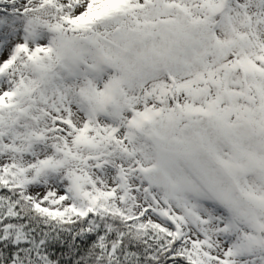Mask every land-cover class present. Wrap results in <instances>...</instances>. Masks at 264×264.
I'll return each instance as SVG.
<instances>
[{
  "label": "snow or ice",
  "instance_id": "6c2138e0",
  "mask_svg": "<svg viewBox=\"0 0 264 264\" xmlns=\"http://www.w3.org/2000/svg\"><path fill=\"white\" fill-rule=\"evenodd\" d=\"M0 264H264V0H0Z\"/></svg>",
  "mask_w": 264,
  "mask_h": 264
}]
</instances>
